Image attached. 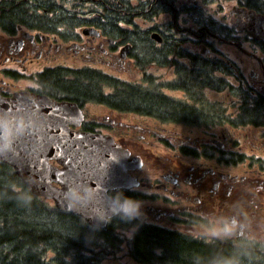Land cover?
<instances>
[{"label":"flooded vegetation","instance_id":"flooded-vegetation-1","mask_svg":"<svg viewBox=\"0 0 264 264\" xmlns=\"http://www.w3.org/2000/svg\"><path fill=\"white\" fill-rule=\"evenodd\" d=\"M202 2L210 3L143 0L137 14L143 17L144 29H137L132 18L118 13L117 0H0V97L27 91L54 101H69L56 95L66 83H53V73L141 70L142 82L148 86L156 82L160 101L171 103L164 108L174 106L176 120H159L163 127L154 121L148 128L142 120L135 122V117L153 120L148 112L141 114L112 103L96 102L105 107L103 114L93 123L86 124L82 119L77 128L70 127L108 136L127 153L130 163L125 173L132 186L113 190L142 201L143 216L164 223L161 226L183 232L192 225L208 222L213 227L221 218L235 217L241 228L226 239L264 243V138L257 132L264 127L230 126L224 107L216 103L212 109L206 101L214 95L222 103L230 100L232 94L239 101L240 110L247 94L264 104V40L255 41L238 30L233 8L226 15L228 24L224 17L221 32L214 33L210 30L214 23L208 19L204 23L197 14ZM159 16L160 20L152 25ZM178 18L185 21L181 28L176 26ZM244 22L245 18H241ZM199 24L202 27L198 29ZM260 30L264 33V27ZM213 43L235 47L257 64L259 73L251 70L245 74L247 64L242 66L237 57L236 63L224 59V52ZM243 43L251 45L249 51L242 48ZM100 74L116 83L138 85ZM213 83L218 84L216 90ZM207 91L211 94L206 95ZM196 100L199 106L180 103ZM77 105L81 110V104ZM177 107L187 109L179 111ZM165 114L162 108L159 115ZM198 114L202 120L213 119L215 114L218 121L215 125L213 121L197 124ZM182 124L201 128L204 135H181L174 126ZM216 125L221 129L209 134L207 131ZM224 125H228V130L222 128ZM240 165V174L231 171Z\"/></svg>","mask_w":264,"mask_h":264},{"label":"trees","instance_id":"trees-1","mask_svg":"<svg viewBox=\"0 0 264 264\" xmlns=\"http://www.w3.org/2000/svg\"><path fill=\"white\" fill-rule=\"evenodd\" d=\"M117 1L118 7L128 6L121 12L129 16L133 8L127 0ZM236 2L264 15V0ZM142 6L143 0L134 16H142L137 14ZM50 80L69 84L58 94L79 105L85 101L112 103L126 111L148 112L156 120L177 119L174 106L165 109L171 103H162L156 93L107 80L96 71L55 72ZM53 88L58 90L54 84ZM103 90H109V95L103 96ZM162 108L165 116L159 115ZM184 109L187 107H177L179 111ZM240 110L230 126L264 124L261 100L246 94ZM136 226L131 238L118 234L120 229ZM121 246L135 264H226L229 259L233 264H264V244L254 240L205 241L170 228L138 225L136 220L125 222L119 218H113L103 229L89 227L80 218L58 212L50 202L33 197L12 169L0 163V264H104Z\"/></svg>","mask_w":264,"mask_h":264},{"label":"water","instance_id":"water-1","mask_svg":"<svg viewBox=\"0 0 264 264\" xmlns=\"http://www.w3.org/2000/svg\"><path fill=\"white\" fill-rule=\"evenodd\" d=\"M232 10L237 13L238 30L255 41L264 40L260 32L264 15L237 6ZM21 119L27 127L23 131L13 128L11 150L0 152V163L12 169L33 197L50 201L57 211L74 215L90 227L103 228V219L109 215L107 192L132 186L125 173L130 163L127 153L108 136L71 129L83 119L71 101H54L27 91L0 97V125ZM66 185L78 187L82 196L90 191L91 201L78 212L68 211L64 207Z\"/></svg>","mask_w":264,"mask_h":264},{"label":"rangeland","instance_id":"rangeland-1","mask_svg":"<svg viewBox=\"0 0 264 264\" xmlns=\"http://www.w3.org/2000/svg\"><path fill=\"white\" fill-rule=\"evenodd\" d=\"M141 0H127V3L130 5V7H132L133 9H131L128 14H129V18L133 19V23L136 24V26L138 27L137 29H144V25H142V20L143 17L142 16H134L136 14V7H138L139 3ZM210 3H204L202 2L201 4V8L198 9L197 14L200 15V17H202L204 19V23L206 22V20L208 19L209 21H211L210 23H214L210 26V30L214 31V33H220L221 32V28L220 25L222 24V19L225 17V24L227 25V13L228 11L232 8L233 5H238V3L236 2V0H209ZM127 5L122 6V7H118V13H121V10L124 9L127 11ZM135 7V8H134ZM225 15V16H224ZM180 18V17H179ZM177 19L176 20V26L179 28L183 27L185 24V21L181 20V19ZM160 20V16L155 18L154 21L152 22V25H154L155 23H157ZM202 24H199L198 29ZM178 30V29H177ZM185 34V33H183ZM179 35H182L181 31L179 30ZM210 41V40H208ZM213 46L217 49H219L220 51L224 52L225 57L224 59H229L230 62H237L236 57L238 60L242 61V66L243 65H248L247 69L245 71V74L248 73V71L253 70L255 73H259L258 66L256 63H254V61L249 60L246 58L245 55L238 53V51L236 50L235 47L231 46V45H218L217 43H213ZM242 48L248 50L249 48H251L250 44H246L243 43ZM249 51V50H248ZM100 73H106L108 75H112L114 77H117L118 79L122 80V81H128L127 83H138L137 86H139L140 88L145 87V89L147 90L148 93H159L158 91V86L157 83L155 82L154 85H147L146 83H143V76L141 74V70L139 69H133V70H123L122 72H117V73H110L104 70H97ZM154 78H156V76H153ZM214 80H216V78H214ZM232 82V80H230V83ZM65 83V82H64ZM21 85L23 83H20ZM143 84V86L141 85ZM69 85V84H68ZM67 84H65V87H68ZM218 84L217 83H213V89L216 90V86ZM144 89V90H145ZM218 89V88H217ZM110 91L109 90H103V94H108ZM215 93V91H214ZM223 93H226L223 92ZM228 93L230 94L231 91H228ZM111 94V93H110ZM210 91L206 92V95H210ZM59 95V94H56ZM198 98V95H196V99ZM177 100L179 101V98L177 97ZM221 99L219 97H215L214 95L212 97H209L208 100H206L208 102L209 105L212 106V109H215L216 105L219 104L220 106H223V110H224V115L225 117L229 118V122H232L233 120H236V117L239 115V113L241 112V110H239V101L236 99V97H234L232 94H230V100L228 101H223L221 103L220 101ZM181 104H185L187 106H192L194 104H196L197 106H199L197 104V100L196 101H180ZM217 103V104H216ZM228 106V107H227ZM81 110L83 113V119L85 120L86 124L93 123L101 114H103V110L105 109V107L103 108L101 105L97 104L96 102H88V103H83L81 104ZM200 114V113H199ZM197 115V124H203V122H207L208 124H211L213 121V124L215 122H217V117L214 114L213 119L209 118V120H202L201 117H198L200 115ZM143 118V119H142ZM196 118V117H195ZM142 120L143 125L147 126L148 128H151L153 122L155 121V124L157 126L163 127V124L159 123V120H156L155 118L152 119H148L146 117H135V122H140ZM186 124H191V123H186ZM215 125V124H214ZM170 126H174V125H169ZM240 126V125H238ZM165 127V125H164ZM175 127V131L177 132H182L181 135H187L190 138L193 137H201L204 135V131L201 128H194V127H190V126H184L182 125H176ZM264 127V124H263ZM224 129L228 128V125H224V127H222ZM221 129L219 128L217 125L214 128H211L210 130H208L207 132L209 134H217L218 130ZM228 130V129H227ZM247 128H244V131H247ZM231 131V130H230ZM258 135L262 136V138H264V128H262V130H258ZM251 136V134H250ZM264 151V150H263ZM262 157V161H264V152L261 154ZM243 170V165H240L238 167H236L235 169L231 170L234 173H238L240 174ZM51 204V203H50ZM263 204H264V197H263ZM264 210V209H263ZM142 223H147V224H151L154 223L155 225H162L164 223H155L152 222V220H150L149 218H147L146 216H143L142 220H137V224L140 225ZM138 228V226L134 227V228H129V229H120L118 231V234L120 236H129L128 233H131L132 231L136 230ZM212 228V226L210 225V223L205 222L200 224V226L197 225H192V227L187 228L189 230H183V232H185L187 235L192 236V237H196V238H200V239H204L205 241L207 240H211V239H223V238H214L211 237L209 235H207L206 233L208 232V230ZM179 229V228H178ZM261 239L262 241H264V232H262L261 235ZM104 264H135L131 259H129V257L127 256V249L124 246H121L119 251H115V253L111 256H108L107 259L104 260L103 262Z\"/></svg>","mask_w":264,"mask_h":264},{"label":"clouds","instance_id":"clouds-1","mask_svg":"<svg viewBox=\"0 0 264 264\" xmlns=\"http://www.w3.org/2000/svg\"><path fill=\"white\" fill-rule=\"evenodd\" d=\"M26 127L22 119L16 121L15 124L5 122L3 125H0V139L3 140V143L0 144V152L11 150L13 128L23 131ZM65 189L64 207L70 212H78L81 206L89 203L92 199V193L90 191L82 196L76 186L66 185ZM142 207V201L127 197L124 195L123 191L118 189L113 190L109 194V215L103 219V222L110 223L113 218H119L125 222L142 220ZM240 228L241 223L235 217L230 220L224 217L217 221L206 234L214 238H229ZM128 235L129 238H131V233H128ZM226 264H233V261L229 259Z\"/></svg>","mask_w":264,"mask_h":264}]
</instances>
